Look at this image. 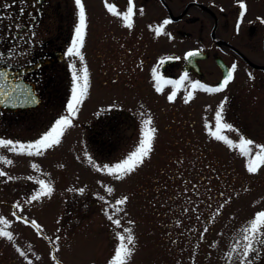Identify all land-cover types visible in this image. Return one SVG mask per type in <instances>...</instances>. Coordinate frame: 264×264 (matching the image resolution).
<instances>
[{
	"label": "rangeland",
	"instance_id": "rangeland-1",
	"mask_svg": "<svg viewBox=\"0 0 264 264\" xmlns=\"http://www.w3.org/2000/svg\"><path fill=\"white\" fill-rule=\"evenodd\" d=\"M196 37L195 30L193 37L177 44L149 41L147 61L134 57L132 70L117 63L114 86L102 84V77L89 78L91 87L73 127L58 146L43 155L28 156L0 147V171L13 177H0V219L8 221L0 227L13 234L12 241L0 237V264H109L118 245L116 233L123 228H131L135 237L127 264H240V255L232 249L247 222L264 209V167L256 174L249 173L248 158L238 148L210 135L215 130L220 93L193 91L192 76L182 84L164 82L180 78H163L162 91L158 92L153 78L154 68L161 74L163 56H182L190 47L205 45ZM204 67L212 69L207 62ZM173 91L176 96L169 101ZM189 91L193 96L185 103ZM66 95L62 91L51 95L57 104L54 109L52 105L41 106L22 115L0 111V139L35 141L46 132L43 126L51 118L54 123L66 114L67 107L60 109ZM104 96L106 101L115 97V103H105L107 108L111 105V112L98 107ZM244 99L246 107L224 109L222 122L232 130L224 129L222 134L237 145L241 137L264 145V126L261 130L255 122L241 125L238 120L242 114L264 122V100ZM246 108L251 115H245ZM109 114L117 118L116 125L105 127L99 116ZM1 116L21 117L23 125L18 128L14 118L2 121ZM149 116L157 129L153 151L135 172L116 180L88 163L91 157L96 165L111 166L126 158L138 146L142 120ZM29 119L34 126L27 125ZM108 131L116 134V141H104ZM33 164L38 167L33 168ZM40 179L50 181L54 190L49 197L31 201ZM108 187L112 193L106 191ZM124 196L127 202L116 205ZM108 215L120 220L119 228ZM257 247L251 264H264V245ZM228 253H232L231 258Z\"/></svg>",
	"mask_w": 264,
	"mask_h": 264
},
{
	"label": "flooded vegetation",
	"instance_id": "flooded-vegetation-1",
	"mask_svg": "<svg viewBox=\"0 0 264 264\" xmlns=\"http://www.w3.org/2000/svg\"><path fill=\"white\" fill-rule=\"evenodd\" d=\"M108 2L114 4L117 11H126L128 6V0ZM243 2L246 4V12L241 19L240 0H133L134 26L128 29L124 27L120 17L107 11L105 0H82L87 28L81 48L84 60L81 62L79 58L66 54L78 22L75 0H39L38 3L37 0H25L23 3L21 0H16L15 3L13 0H0V52L5 53V58L0 60V70H8L16 78H23L34 86L39 95V104L35 107L15 111L0 107V111L22 115L31 114L41 106L52 105L51 109H54L53 106L57 104L51 100V95L61 91L67 95L61 104L62 108L56 109L64 111L72 95L74 71L79 72L87 67L90 79L102 77V84L114 86L118 78V62L122 65L125 63V68L132 70L134 57L141 62L148 60L149 41L177 44V41L193 37L195 30L198 34L196 38L205 45L190 47L182 56H163L160 59L165 61L160 63L161 77L176 79L187 73L188 78L192 76L193 82L217 86L231 65L236 64L234 79L220 92V101L225 102V108L246 107V96L264 100V23L261 22L264 19V0ZM5 4L11 7L5 8ZM20 8L24 9L23 14ZM140 9H143V14ZM165 19H169L171 23L164 27L163 34L156 35L154 29ZM17 24L20 25L19 29L15 27ZM9 48L16 50L10 62L7 56ZM194 50L199 51L200 55L187 62L184 58L186 53ZM217 58L222 60L225 71ZM204 62L212 66L210 71L204 67ZM249 73L254 78L250 79ZM233 88L234 91L231 90ZM236 93L241 94L236 97ZM212 94L219 93L210 95ZM47 96L49 98L45 101ZM109 101L104 96L98 105L99 109L109 111L111 105L107 108L105 104ZM114 101L115 97H111L110 103H115ZM244 111L247 116L252 114L247 108ZM4 117L1 116V119ZM99 117L105 127L116 125L117 118L112 115L107 116L108 118L104 115ZM11 118L18 121V128L23 125L22 118L18 116L4 118L2 121H9ZM27 120L25 119V124ZM29 120L27 125H32L33 121ZM238 120L241 125L256 123L261 130L264 126V122L260 123L253 117H243L242 114ZM48 122L43 126L46 131L53 123L52 118ZM43 127L40 128L42 131ZM107 134L104 141H116V134L110 131Z\"/></svg>",
	"mask_w": 264,
	"mask_h": 264
},
{
	"label": "snow or ice",
	"instance_id": "snow-or-ice-1",
	"mask_svg": "<svg viewBox=\"0 0 264 264\" xmlns=\"http://www.w3.org/2000/svg\"><path fill=\"white\" fill-rule=\"evenodd\" d=\"M16 0H13L15 3ZM21 2H25V0H21ZM39 0H37V3ZM75 4L78 9V22L74 28V36L71 43V46L67 49V55L69 57H77L81 62H83L84 57L81 53V48L84 44V39L86 35L87 28V16L85 11V6L82 3V0H75ZM5 8H10L11 5L5 4L3 5ZM105 7L107 11L113 16L120 17L124 27L131 29L133 24V16H134V4L133 0H128V6L126 11H117V7L109 3L108 0H105ZM239 7L240 18L242 19L246 12V4L243 0H240ZM21 14H23L24 9L20 8ZM140 13L143 14V9H140ZM264 23V19L261 20ZM171 23L169 19H165L161 25L157 26L154 31L156 35H161L164 33V27ZM17 29L20 28V25H15ZM151 27V26H150ZM239 29V22L237 24V30ZM34 35V33H33ZM16 50L13 48H9L8 50V60L9 62L13 58V53ZM200 55L199 51H190L186 53L185 59L188 60L192 57ZM5 58V53L0 52V60ZM176 59H179L177 57ZM165 61L161 60L160 63L163 64ZM75 67V65H73ZM237 65L232 64L231 68L224 75L222 81L217 86H208L206 84H202L199 81L191 83L190 87L194 90H202L206 93H220L222 92L228 84L234 79V73L236 71ZM9 77V73L7 71L0 70V104L2 103H12L16 99L23 97L24 103H37L36 97L31 94V90L22 89L19 85H14L11 88H6L5 83L7 82ZM153 78L156 81V90L162 91L160 87V81L163 80L158 74V68L153 69ZM188 78V74L185 73L180 80L178 81H164L165 83L172 84H182ZM249 78H254L251 73H249ZM89 73L87 67H83L79 72H73V88L71 99L67 104L66 114L61 115L58 119H56L51 126V128L42 133L38 139L32 142L22 143L19 141H12L10 139H0V147L6 148L10 152H15L18 154H26L28 156H41L46 151L53 149L58 146L62 138L64 137L66 131L73 127V120L76 117L77 112L79 111V106L83 103V100L89 89ZM193 91H189L187 96L185 97V103H188L189 100L193 96ZM176 96V91H173L169 96L168 100L173 101ZM225 109V102L222 101L219 105L218 109L215 113V130L210 132L216 140L225 141L230 146L238 148L241 154L245 155L248 159L246 162V170L249 173L256 174L258 171L264 167V145H256L251 139H246L241 137L238 145L234 144L232 140L228 139L225 135L222 134L224 129L232 130V126L226 123H223V112ZM152 118L149 116L146 119L142 120V129H141V138L138 142V146L130 152L126 158L122 159L118 163L114 165H96L95 161L89 157L88 163L96 168L97 171L106 172L107 175L114 177L116 180H123L125 177L129 176L131 173L135 172L138 167H140L146 158H148L153 151V145L155 140V134L157 129L152 126ZM255 149V151H254ZM0 160H3L0 157ZM6 164H12L11 160H4ZM33 168H37L38 166L33 164ZM0 177H7V179L11 180L13 177L8 176V174L4 171H0ZM28 179H33L32 177H28ZM36 183L39 185L35 194L31 196V201H38L42 197H49L53 192V187L50 181L45 180H36ZM71 191V189H70ZM83 193V189L79 190ZM108 193H112L113 189L108 187L106 189ZM103 199V197H100ZM128 198L126 196L121 197L120 199L115 201V204L118 206H122L127 202ZM16 207H19L17 205ZM122 209L118 208L117 211ZM187 211V210H186ZM107 214V213H106ZM115 214V213H114ZM16 215V213H13ZM18 219H24L23 217L18 216ZM108 219L112 221L118 228L120 227V220L113 219V215H108ZM25 222H28L25 220ZM129 223H133L129 221ZM8 221L0 219V225H7ZM33 226H37L35 221H31ZM118 245L114 250V255L109 261V264H127V261L131 258L134 245H135V237L132 234L131 228H123L122 232H117ZM0 237H5L9 241L13 240V234L10 231H6L4 227H0ZM58 239V238H57ZM258 245H264V209L257 211L254 214V217L247 222V225L242 229L241 238L236 241L232 249V253H238L241 257L240 264H251L250 257L253 253L258 252ZM17 251L21 256H26L24 251H21L17 248ZM232 253H228L229 258H231ZM31 264V262H29Z\"/></svg>",
	"mask_w": 264,
	"mask_h": 264
},
{
	"label": "water",
	"instance_id": "water-1",
	"mask_svg": "<svg viewBox=\"0 0 264 264\" xmlns=\"http://www.w3.org/2000/svg\"><path fill=\"white\" fill-rule=\"evenodd\" d=\"M195 57H192L190 59L187 60V62H190L191 59H194ZM218 63H220V66L222 67V70L225 71L224 66L222 64V60L220 58H217ZM3 71H7L9 73V77H8V81L7 82H3L6 85V88H11L14 85H19L22 89H29L31 90V94L34 95L36 97V100L38 101L37 103H24L23 102V97H20L19 99H16L14 102L12 103H2L0 104V107L2 108H7L10 110H18V109H27V108H31V107H35L39 104V95L37 94V92L35 91V88L32 84H30L29 82H27L26 80H24L23 78H16L15 75L8 71V70H3Z\"/></svg>",
	"mask_w": 264,
	"mask_h": 264
}]
</instances>
